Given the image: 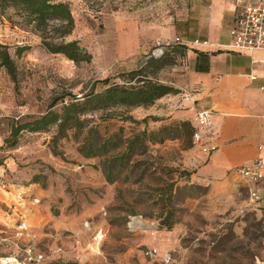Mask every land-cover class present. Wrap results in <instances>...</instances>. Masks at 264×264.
Returning <instances> with one entry per match:
<instances>
[{
  "label": "rangeland",
  "instance_id": "374dc122",
  "mask_svg": "<svg viewBox=\"0 0 264 264\" xmlns=\"http://www.w3.org/2000/svg\"><path fill=\"white\" fill-rule=\"evenodd\" d=\"M62 1L70 5L75 21L64 41H78L80 62L49 53L12 10L0 21V44L8 47L18 69L16 80L0 71V186L12 185L24 197L20 205L15 200V206L5 209L11 228L0 224L1 239L8 238L0 243V264H19L27 249L33 257L43 255L40 262L27 264L264 262V203L251 201L238 176L229 183L198 180L202 167L190 164L186 151L193 147L191 137L186 126L178 125L187 121L170 115L171 106L186 109L178 95L182 90L171 94L179 99L174 102L165 96L151 106L86 116L92 137L96 131L108 138L122 128V137L130 139L164 127L176 137L137 146V155L112 183L103 172L106 157L86 158L79 152L83 136L69 132L60 138L56 126L12 136L14 126L58 111L91 89L102 90L105 79L122 83L150 58L166 53L178 66L181 46L156 53L155 42L174 25L179 31L187 10L208 0ZM18 47H25L21 55ZM180 74L170 66L155 74L149 70V76L168 85L166 80ZM134 218L141 225L132 228ZM21 220L30 236L18 239L15 227Z\"/></svg>",
  "mask_w": 264,
  "mask_h": 264
},
{
  "label": "crops",
  "instance_id": "0c3cea01",
  "mask_svg": "<svg viewBox=\"0 0 264 264\" xmlns=\"http://www.w3.org/2000/svg\"><path fill=\"white\" fill-rule=\"evenodd\" d=\"M236 8V0H208L187 10L179 31L174 25L172 32L163 35L164 39L179 37L181 45L187 47L180 64L170 66L172 71L180 70L179 78L166 83L183 91L178 95L186 107L179 111L171 106L172 119L177 117L194 126L198 111L210 113L205 141L215 151L211 155L193 147L186 151L190 164L202 167L198 180L229 183L238 176L248 187L238 169L264 157V50H226L232 40ZM167 96L171 102L179 100ZM3 187L0 186V224L11 228L5 221V209L15 206V200L20 205L24 197L15 194L12 185ZM258 188V200L264 203V178ZM2 239L0 236V243Z\"/></svg>",
  "mask_w": 264,
  "mask_h": 264
},
{
  "label": "trees",
  "instance_id": "16d2710c",
  "mask_svg": "<svg viewBox=\"0 0 264 264\" xmlns=\"http://www.w3.org/2000/svg\"><path fill=\"white\" fill-rule=\"evenodd\" d=\"M8 10H12L41 38L43 47L49 53L64 55L74 62L84 60L83 50L78 41H64L75 28L72 11L67 2L62 0H0V21L5 18ZM7 19L12 22L11 17ZM180 46V50L176 52L185 56L187 47ZM24 50L25 47H18L17 54L21 55ZM89 59L88 56L86 60ZM173 64L174 61L168 60L166 53L150 58L139 69L129 72L122 83H110V79H105L103 81L105 87L102 90L91 89L81 97H72L58 111L49 110L37 119L14 126L12 136L17 137L22 131L45 132L52 126L57 127L60 138L68 137L69 132H73L75 138L83 136L80 137L79 152L86 158L106 157L103 172L107 182L112 183L137 155V146L144 148L146 142L162 144L166 139L176 137H172L173 133H167L166 127L149 134L147 130H144L130 139L122 137V128L108 138L100 136L96 131V136L92 137L87 135L89 121L86 116L109 108L147 107L167 95L178 93V90L171 85L149 76V70L155 74ZM2 69L13 80H16L18 71L16 62L8 47L0 44V71ZM178 125L186 126L192 139L194 126L190 122H180ZM89 132H93V129H89ZM171 225L172 223H168L169 227Z\"/></svg>",
  "mask_w": 264,
  "mask_h": 264
},
{
  "label": "built area",
  "instance_id": "2783aa9c",
  "mask_svg": "<svg viewBox=\"0 0 264 264\" xmlns=\"http://www.w3.org/2000/svg\"><path fill=\"white\" fill-rule=\"evenodd\" d=\"M235 24L231 30V43L226 47L227 51L246 53L258 50H264V3L236 1ZM199 43V41H196ZM208 44V42H203ZM173 44L181 45L182 40L179 37L175 39H157L155 42L156 53L162 52L163 48L170 47ZM264 89V87H263ZM209 111H198L195 115L194 131L192 135L193 148H199L206 155H211L215 148L208 145L205 141V130L209 128ZM238 173L246 180L251 201L259 199L258 185L264 178V157L244 165L238 169ZM30 227L21 220L16 226V237L22 239L28 237ZM8 238H3L2 242H7ZM26 257L19 264L28 262H40L43 260L42 254L32 256V249L25 250ZM16 260V259H15Z\"/></svg>",
  "mask_w": 264,
  "mask_h": 264
},
{
  "label": "bare ground",
  "instance_id": "6f19581e",
  "mask_svg": "<svg viewBox=\"0 0 264 264\" xmlns=\"http://www.w3.org/2000/svg\"><path fill=\"white\" fill-rule=\"evenodd\" d=\"M137 225H141V222L137 219V218H134L132 220V223H131V227L132 228H135ZM143 225V224H142Z\"/></svg>",
  "mask_w": 264,
  "mask_h": 264
}]
</instances>
